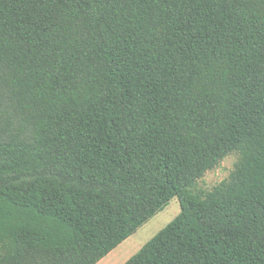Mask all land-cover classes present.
I'll use <instances>...</instances> for the list:
<instances>
[{"label":"trees","instance_id":"obj_1","mask_svg":"<svg viewBox=\"0 0 264 264\" xmlns=\"http://www.w3.org/2000/svg\"><path fill=\"white\" fill-rule=\"evenodd\" d=\"M174 197L122 264H264V0H0V264H96Z\"/></svg>","mask_w":264,"mask_h":264},{"label":"rangeland","instance_id":"obj_2","mask_svg":"<svg viewBox=\"0 0 264 264\" xmlns=\"http://www.w3.org/2000/svg\"><path fill=\"white\" fill-rule=\"evenodd\" d=\"M237 158L238 155L235 152L224 157L216 167L207 171L202 178L198 179L195 188L204 192L210 191L215 185L228 177ZM178 212L179 202L174 197L169 200L168 204L161 211L157 212L96 264H122L146 241L170 222Z\"/></svg>","mask_w":264,"mask_h":264}]
</instances>
